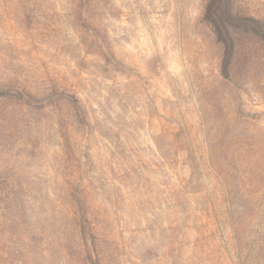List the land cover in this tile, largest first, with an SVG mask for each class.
<instances>
[{
	"label": "rangeland",
	"instance_id": "1",
	"mask_svg": "<svg viewBox=\"0 0 264 264\" xmlns=\"http://www.w3.org/2000/svg\"><path fill=\"white\" fill-rule=\"evenodd\" d=\"M0 264H264V0H0Z\"/></svg>",
	"mask_w": 264,
	"mask_h": 264
},
{
	"label": "trees",
	"instance_id": "2",
	"mask_svg": "<svg viewBox=\"0 0 264 264\" xmlns=\"http://www.w3.org/2000/svg\"><path fill=\"white\" fill-rule=\"evenodd\" d=\"M222 1H224V3H225V5H229L230 4V0H222ZM227 14L229 15V12L227 11ZM229 20L231 21L232 20V18H231V16H229ZM211 21H212V23L214 24V27L216 28V30L218 29L217 28V26L215 25V23L213 22V19H210ZM251 21L254 23V25H255V27H253L252 26V30L254 31V32H257V28L258 27H256V26H261L262 25V23L260 22V21H258V20H255V19H251ZM217 23V22H216ZM219 30V29H218ZM225 29H223V31H224ZM218 32V31H217ZM218 34H219V32H218ZM222 42L224 43V45H226V46H230L229 47V49L231 48V44H227L226 43V41L224 40V39H222Z\"/></svg>",
	"mask_w": 264,
	"mask_h": 264
}]
</instances>
